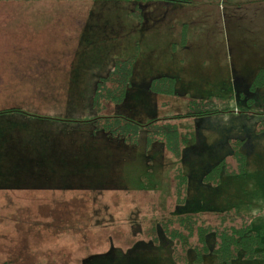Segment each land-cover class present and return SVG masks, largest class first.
I'll return each mask as SVG.
<instances>
[{
    "label": "rangeland",
    "instance_id": "374dc122",
    "mask_svg": "<svg viewBox=\"0 0 264 264\" xmlns=\"http://www.w3.org/2000/svg\"><path fill=\"white\" fill-rule=\"evenodd\" d=\"M124 1L99 2L95 11L121 12L123 24L129 28L149 23L163 25L167 31L171 30L172 22L189 23L193 57L180 67L168 64L167 43L158 51L159 40L151 47L148 41H140L142 51L134 59V74L124 101L108 104L109 112L130 116L141 124L188 112L194 108V101L228 104L234 112L171 119L170 122L179 125L181 133L196 135L195 147L179 159L164 154L158 142L148 150L144 128L136 146L121 145L117 139L114 151V140L106 132L87 131L88 127L81 121L100 115L99 107L94 104L100 80L112 73L118 60L135 56L138 40L130 36L122 45L123 50L83 53L69 56L68 61L60 55L47 56L35 67L25 63L24 72L31 76L44 71L50 75L56 72L72 75L67 82L69 87L3 92L27 85L22 84L18 68L10 70L0 65L1 106L19 103L28 112L24 117L17 112L3 114L0 128L20 127L18 132L28 131L27 134L37 138L36 142L51 136L50 140L56 141L53 151L51 144L48 152L49 160L57 161L54 172L61 171L63 161H69L72 186L66 188L92 190L85 199L47 202L34 200L38 195L28 189H22V195H8L7 190L12 187L34 189L38 181L32 171H28L25 180L14 173L20 166L17 159L16 162L13 157L0 159V186L4 189L0 193H5L0 197V264H62L66 259L76 260L66 264H118L117 260L127 261L125 264H199L195 262L194 248L180 253V258L176 256L175 241L164 229L168 219L186 213H195L199 223L214 228L224 226L223 215L240 213L249 216L252 230H264V113H257L264 110V86L251 88L254 78L264 68V0H181L185 4L177 2L182 7L176 11L172 7L177 6L174 0ZM133 10L143 17L137 20L124 12ZM171 35L176 38L173 30ZM171 57L177 60L179 55L172 51ZM169 74L178 80L175 94L154 92L151 89L154 80ZM48 80L44 79L50 84ZM243 108L252 111V116L243 112ZM107 109H102L103 114ZM79 138L84 139L83 145ZM239 139L245 141L240 149L248 157L246 171L222 174L219 185L206 184L203 177L218 162L225 159L228 167L237 168L232 141ZM131 149L137 157L129 154ZM150 159L151 168L147 167ZM179 173L187 175L189 180L186 202L182 204L177 202L176 192ZM87 206L101 218L93 221L94 242L98 236L109 241L103 246L90 243L77 248L80 242L83 244L78 237V226L82 223L86 229L91 219L90 213L88 220L82 211ZM72 222L78 226L67 228V223ZM215 231L208 233L206 243L210 252L200 264H218L212 252L217 241ZM232 264H264V259H248L239 254Z\"/></svg>",
    "mask_w": 264,
    "mask_h": 264
},
{
    "label": "crops",
    "instance_id": "0c3cea01",
    "mask_svg": "<svg viewBox=\"0 0 264 264\" xmlns=\"http://www.w3.org/2000/svg\"><path fill=\"white\" fill-rule=\"evenodd\" d=\"M107 1L110 0H0V65L10 70L18 68L22 84L26 83L24 85H27H23L24 88L14 86L15 89L4 90L3 92L69 87L67 82L72 79V75L68 77L57 72L50 75L47 74V71H44L43 73L38 72L31 76L24 72V69H27L25 63L29 64L30 67H35L39 63H43V59L46 60L47 56L60 55L68 61L71 60L69 56H79V54L83 53L90 54L106 49L123 50L122 45L126 41L128 42L131 37L138 40V45L135 47L137 51L134 54L135 56L125 57V59L134 60L137 55L141 54L142 48L140 41H148V46L151 47L152 45L155 46L159 40L157 45L158 51L159 48H162L163 44H168L166 50L168 52V64L171 63L172 65L175 64L180 67V65H185L190 62L193 57V52L190 47V35L187 30L189 23H171V30L174 31L176 38H173L170 29H167V31L164 30L165 27L163 25L155 26L148 23L147 26H142V24L139 25L138 23L132 26V28L131 26L129 28L128 26H124L123 20L119 16L121 12L107 13L95 11L99 7L97 6L99 2ZM116 2L121 4V2L126 1L116 0ZM177 2L183 4L181 0L174 1L173 3L177 4ZM165 3L166 5L168 4L167 1ZM182 4H177V6L172 5L174 7L173 10L176 11L177 8L182 7ZM167 10H169V7ZM124 12L131 15L129 16L130 18L134 17L139 20L136 10ZM140 17H143V15H140ZM179 34L182 35L181 39H179ZM171 36L172 38L170 40L168 39V42L165 41ZM7 50H11V53H7ZM172 51L179 55L177 60L171 57ZM56 74H58L57 77H55ZM167 76L174 78L176 88L178 86L177 77L170 74ZM46 78L49 79L48 82L50 84L45 83L44 79ZM63 78L70 79L63 80ZM0 107H2L0 110L14 107L22 109L19 103L3 106L0 104ZM17 113L20 114V117H24L27 114L26 112V114ZM17 124L22 123L17 122ZM8 129L0 128V159L13 157L12 159L15 162L17 159L20 166L14 173H18L25 180L28 177V171H32L38 181L34 189L23 186L12 187L11 190H7L9 191L8 195H22V189H28V191H32V194L38 195L34 200L37 199L36 201L38 202H47L52 199L63 200V198L74 199V197L85 199L88 195L86 193L89 191L92 192L90 187H86L84 190H70L66 188V185L72 186L70 182L71 178L68 174V168L70 167L69 161H63L61 171L54 172L57 169V161L49 160L48 155L51 144V151H53L54 145L56 144V141L52 139V143L50 140L51 136L48 139L43 138L36 142L37 138L27 134L28 131L21 130L18 132L20 127L15 126V128L9 127ZM21 134H24V136ZM148 167L151 168V166ZM55 176L56 180L54 181L53 178ZM0 189L4 190L2 186H0ZM91 194L93 195V193ZM3 196H5V193H0V197L3 198ZM89 208L87 206L85 210H82L88 215V220L91 218L88 221L89 228L88 226L86 229L83 228L82 223L80 226L77 223L75 226V222L67 223V228L72 227L75 229L77 226L80 227L77 230L80 232L78 233V237L83 244L80 242L81 244L76 245L77 248L85 247L90 243L94 246L98 244L99 246H103L109 241L108 238L104 239L102 236H98L96 243L94 242L95 240L93 238L95 235L93 233L95 230L92 229L93 223L95 220H100L101 218L96 213L92 214ZM87 234H90L88 238H86ZM65 239L69 238L66 237ZM66 260L64 261L66 263H76L75 259ZM64 262L62 264H66Z\"/></svg>",
    "mask_w": 264,
    "mask_h": 264
},
{
    "label": "trees",
    "instance_id": "16d2710c",
    "mask_svg": "<svg viewBox=\"0 0 264 264\" xmlns=\"http://www.w3.org/2000/svg\"><path fill=\"white\" fill-rule=\"evenodd\" d=\"M134 62L133 59L118 60L111 71L112 73L102 77L95 92L94 99L95 106L99 107L100 111H98V114L100 115L89 120L81 121V123L88 127L87 131H91L92 133H97L98 131L106 132L107 136L114 140L112 144L114 151L118 143H115L117 139H120L121 145L124 143L125 145H130L131 148L136 146L139 143V136L142 128H144L147 130L148 150L155 147L153 144L158 142L161 144L159 147L161 146L160 148L163 149L164 154L169 153L179 159L186 154L188 149L195 147L196 135H191L190 132L181 133L179 131V125L170 122L171 119L193 116H216L234 112V109L228 104L223 105L216 101L204 100L203 102L194 101V108L188 112L174 114L171 115V117L155 118L146 124L136 122L130 118V116L112 114L109 112V106L107 105H113L124 101L125 92L128 87H130V80L132 74H134ZM175 84L176 82L173 77L161 76L154 80L151 89L157 93L161 92L168 95L175 94ZM259 86H264V69L259 71L251 88L257 89ZM103 108H108L106 114H103ZM242 111L252 116V111H248L245 108H243ZM14 112L23 113L24 110L19 107L3 108L0 110V116L8 113L13 114ZM260 112L264 113V110H260L257 113ZM26 113L28 114V112ZM26 113L24 112L23 114ZM43 117L47 118L45 116ZM64 121L67 122V120ZM79 140L83 145L84 139L79 138ZM244 142L245 141L241 139L232 141L235 147L233 156H235L238 162L237 168L231 169V167H228V162L225 159L218 162V164L212 167L203 177V181L206 184L211 183L213 185H219L222 181V174L236 175L246 171L248 157L240 149L241 146L244 145ZM129 154L133 158L137 157L134 149H131ZM148 166H152L151 159L147 167ZM177 177L180 179L176 191L178 194L177 202L182 204L186 202L189 180L187 175L182 173H179ZM186 214L187 215L177 217L176 219H168L164 224L165 232L175 241V254L179 258L181 257L180 253L186 252L188 248H194L196 252L195 262L199 264L203 263L204 255L210 252V248L206 243L208 233L215 229L217 241L212 252L215 257H217L218 264H232L233 259L238 257L239 254L248 259H256L257 257L264 259V230H252V222L248 215L246 216L240 213L237 216L235 213L231 215L225 214L221 217L224 226L214 228L203 222L199 223V219L195 217V213ZM237 219L239 220L236 221ZM178 247L182 248V250ZM116 249L117 248L114 247V250ZM177 260L179 261L181 259L177 258ZM116 262H118V264H125L127 261L122 262L117 260Z\"/></svg>",
    "mask_w": 264,
    "mask_h": 264
}]
</instances>
